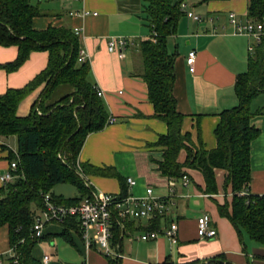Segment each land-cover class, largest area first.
I'll return each mask as SVG.
<instances>
[{
	"label": "crops",
	"instance_id": "1",
	"mask_svg": "<svg viewBox=\"0 0 264 264\" xmlns=\"http://www.w3.org/2000/svg\"><path fill=\"white\" fill-rule=\"evenodd\" d=\"M248 1L187 0L188 10L200 16L202 21L195 22L183 15L177 22L175 32L166 39L167 51L174 55L173 96L176 109L184 115L181 131L189 134L194 146L201 145L206 150L216 146L213 131L219 120L218 114L238 105L234 83L236 77L247 69L250 55L248 46L252 40L234 33L229 14L233 13L240 22L247 21ZM30 2L40 12V16L33 19L34 30H45L48 26L79 30L80 34L76 36L79 50H84L87 56L89 80L102 91L100 98L109 118L115 119L114 124H107L103 130L89 134L79 153L78 162L89 166L87 174L81 169L78 173L90 189L89 196H118L121 193V178L127 195L142 197L151 188L155 197L170 200L168 212L160 224L171 221L177 224V244L173 245L161 236L141 241L139 235L150 231L147 229L149 221L120 219L123 235L118 247L121 254L119 264H161L166 259L185 264L206 261L220 255L230 264H264V248L245 234V237L239 238L230 222L218 214L216 205L230 203L232 197L229 187L223 191V171L215 172L218 193L211 195L204 192V179L196 170L185 169L189 183L183 187L180 178H168L158 169L163 148L157 146L156 142L166 134L167 127L154 118L146 84L136 75L141 66L137 45L151 38L144 14L145 1ZM118 38L127 41L121 59L116 53L107 50V42ZM190 51L195 52L193 73L189 72L186 64ZM16 56V46L0 45V65L13 62ZM47 58V52H33L12 73L0 68V95L8 89L24 87L46 67ZM39 92L40 89L21 102L18 116L29 113ZM250 110L254 114L251 124L259 130V136L250 147L251 172L247 193L264 196V93L251 101ZM10 138L0 136V176L9 168V151L16 152ZM185 155L184 150L180 151L177 161L183 163ZM94 169H100L104 174L92 172ZM127 178L134 180L135 184L128 187L125 182ZM202 214H208L211 218V226L216 231L213 239L197 237L196 221ZM122 221L129 225L126 226ZM66 230L72 243L66 242L61 236ZM56 238H62L67 244H73L74 238L78 239L82 245V255L85 256L84 264H106V257L98 246L86 250L79 233L72 228L66 229L63 224L45 227L32 250L34 259L40 261L44 254H49L53 260L57 252ZM43 244L48 246L47 251L40 248ZM37 248L41 249L39 256L34 253ZM11 250L8 228L2 226V264L5 257L11 256Z\"/></svg>",
	"mask_w": 264,
	"mask_h": 264
},
{
	"label": "trees",
	"instance_id": "2",
	"mask_svg": "<svg viewBox=\"0 0 264 264\" xmlns=\"http://www.w3.org/2000/svg\"><path fill=\"white\" fill-rule=\"evenodd\" d=\"M144 14L151 38L137 45L140 56V77L147 87V98L152 104L154 118L163 122L167 132L158 138L156 145L163 148L158 169L168 178H181L185 169L196 170L204 179V192L218 193L215 172H224L223 191L231 190L230 203L217 204L220 217L226 218L239 238L244 234L264 248V196L247 193L250 182V147L259 136L251 124L254 114L251 101L264 93V51L260 46L248 56L247 69L236 77L234 91L238 105L218 114L213 131L216 146L211 150L194 146L188 133H182L184 115L176 109L173 96L175 81L174 55L167 51L166 39L175 32L184 12L180 5L187 0H144ZM226 1V0H204ZM40 16L30 0H0V45L16 46L13 62L0 65L12 73L33 52H47V65L24 87L8 89L0 95V136H15L16 152L9 151V166L13 180L0 186V227L7 226L10 247L14 256L5 257L4 264H41L34 259L32 250L39 239L32 236L31 227L37 210L43 207L42 197L50 194L53 201L62 205H77L88 197L87 188L78 175L89 172V166L78 162L86 137L104 129L109 118L107 108L97 96L96 86L89 80L87 62H78L79 45L72 30L48 26L34 30L33 19ZM247 19L264 21V0H249ZM40 89L26 116H18V107L29 95ZM185 151L183 163L177 161ZM91 169V168H90ZM96 174H104L94 169ZM120 197L127 195L123 181ZM69 183L78 196L70 199L51 193L55 185ZM242 193V194H241ZM161 217L149 221L148 230L160 225ZM117 219L111 229V246L119 247L123 230ZM126 226L127 222H123ZM63 225L79 233L78 221L67 218ZM61 236L68 243L67 230ZM119 250V249H118ZM106 264H119V259L106 258ZM161 264H176L166 259ZM185 264H230L223 255L206 261Z\"/></svg>",
	"mask_w": 264,
	"mask_h": 264
},
{
	"label": "built area",
	"instance_id": "3",
	"mask_svg": "<svg viewBox=\"0 0 264 264\" xmlns=\"http://www.w3.org/2000/svg\"><path fill=\"white\" fill-rule=\"evenodd\" d=\"M185 16L195 22H201L202 18L188 10V5L183 2L180 5ZM84 14H87L86 12ZM96 15V14H93ZM229 22L234 29V33L250 37L252 42L248 46L249 54L254 53L255 48L260 46L264 51V21L240 22L233 13L229 14ZM75 35H79V30L73 31ZM127 41L124 38L111 39L107 42V50L116 53L118 58H123L122 50L126 47ZM87 56L84 50H79L78 62H86ZM195 52L190 51L186 57V64L190 73L194 72ZM98 97H102V91L96 89ZM113 117L108 118L107 124H114ZM16 168L12 162L8 168L0 176V184L5 185L13 180L12 171ZM172 180V179H170ZM181 185L186 187L189 179L186 175L180 178ZM128 187L135 184L134 180L127 178L125 180ZM172 193V190L170 189ZM242 194V193H241ZM169 199L158 198L153 195L151 188L146 190L142 197H134L126 195L120 197L110 194H101L83 198L77 205H62L53 201L50 194H44L42 197L43 207L37 210L33 217L31 227L32 236L40 237V234L49 224H63L67 218L74 217L78 221L81 231V238L84 242L86 250L98 246L104 256L108 259H120L121 254L118 246H111L112 224L117 219L121 220H146L150 221L156 217L164 218L168 212ZM93 231L91 234L90 232ZM178 227L174 221L168 224H160L155 230L143 232L139 235L141 241L154 240L157 237L166 238L171 244L176 245ZM196 233L199 239L210 240L216 236L215 229L211 226V218L208 214H202L196 221ZM14 256V250H11V257ZM51 260L49 254H44L40 260L41 264H48ZM0 264H2L0 258Z\"/></svg>",
	"mask_w": 264,
	"mask_h": 264
},
{
	"label": "rangeland",
	"instance_id": "4",
	"mask_svg": "<svg viewBox=\"0 0 264 264\" xmlns=\"http://www.w3.org/2000/svg\"><path fill=\"white\" fill-rule=\"evenodd\" d=\"M10 143L14 150L17 149V140L15 136H10ZM51 193L56 197H62L64 199H70L78 196L76 188L69 183H62L55 185ZM245 237V235H243ZM57 252L51 260L50 264H84L85 256L82 255V245L78 239H73V244H67L62 238H56L54 240ZM127 244L126 241H124ZM41 249L47 251L48 246L43 244ZM41 249L37 248L35 250V255L39 256ZM101 251V250H99Z\"/></svg>",
	"mask_w": 264,
	"mask_h": 264
}]
</instances>
